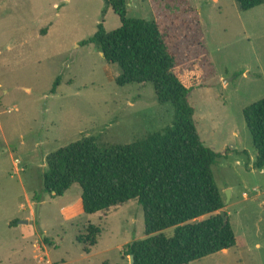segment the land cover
<instances>
[{
    "label": "rangeland",
    "instance_id": "obj_1",
    "mask_svg": "<svg viewBox=\"0 0 264 264\" xmlns=\"http://www.w3.org/2000/svg\"><path fill=\"white\" fill-rule=\"evenodd\" d=\"M184 6L198 13L212 69L188 100L201 142L223 156L212 173L236 237L191 264H264V169L253 167L242 114L264 98V5L127 0V17L160 20ZM101 24L121 25L104 0H0V264H129L127 246L144 237L135 201L85 215L79 185L54 199L43 191L47 155L85 137L100 148L129 145L173 122L152 84L119 87L118 67L82 44Z\"/></svg>",
    "mask_w": 264,
    "mask_h": 264
},
{
    "label": "trees",
    "instance_id": "obj_2",
    "mask_svg": "<svg viewBox=\"0 0 264 264\" xmlns=\"http://www.w3.org/2000/svg\"><path fill=\"white\" fill-rule=\"evenodd\" d=\"M234 1L242 12L264 5V0ZM104 3L120 27L106 32L101 24L82 44L94 45L108 65L118 67L119 87L152 84L157 102L172 105L173 122L129 145L100 148L94 137H85L47 155L43 191L54 199L79 185L85 215L135 201L145 229L142 239L127 246L133 264H191L235 247L228 215L226 224L219 215L224 200L212 173L223 156L201 142L188 100L212 73L198 13L184 6L160 20L134 19L127 17V0ZM242 114L256 150L253 167L262 170L264 98ZM168 229L170 237L164 234ZM94 230L86 239L90 247Z\"/></svg>",
    "mask_w": 264,
    "mask_h": 264
},
{
    "label": "water",
    "instance_id": "obj_3",
    "mask_svg": "<svg viewBox=\"0 0 264 264\" xmlns=\"http://www.w3.org/2000/svg\"><path fill=\"white\" fill-rule=\"evenodd\" d=\"M101 55H102V57H103V54H101ZM43 172H44V171H43ZM226 194L229 195V191H227ZM226 202H227V199H226L225 203H226ZM37 206H38V205H37ZM219 215L221 216V218H222L224 224H226V223H227V218H226V213H225V211L221 210V211L219 212ZM19 224H27V221L19 222ZM224 251H226V250H224ZM133 263H134V258H133V256H129V264H133Z\"/></svg>",
    "mask_w": 264,
    "mask_h": 264
},
{
    "label": "crops",
    "instance_id": "obj_4",
    "mask_svg": "<svg viewBox=\"0 0 264 264\" xmlns=\"http://www.w3.org/2000/svg\"><path fill=\"white\" fill-rule=\"evenodd\" d=\"M78 203H79V207L81 208V200H80V198L78 199ZM64 210H65V208L63 209V213H64Z\"/></svg>",
    "mask_w": 264,
    "mask_h": 264
}]
</instances>
